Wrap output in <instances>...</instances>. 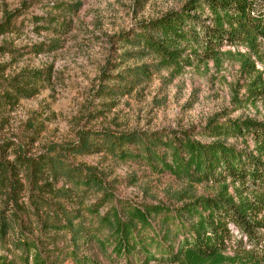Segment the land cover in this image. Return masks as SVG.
Returning <instances> with one entry per match:
<instances>
[{"label": "trees", "instance_id": "1", "mask_svg": "<svg viewBox=\"0 0 264 264\" xmlns=\"http://www.w3.org/2000/svg\"><path fill=\"white\" fill-rule=\"evenodd\" d=\"M261 7L264 0H188L138 24L116 38L119 50L131 49L120 54L119 64L121 58H151L153 64L102 74L96 97H125L155 72L181 73L215 59L224 47L264 41V19L256 15ZM80 8L65 0L45 6L48 14L34 18L35 30L57 38L37 54L60 49ZM20 13L4 16L0 36ZM51 78L48 70L6 75L0 67V136L8 110ZM248 94L264 100V89ZM39 134L32 131L16 144L0 137V264H264V122L215 116L204 128L181 132L83 129L73 142L45 144L32 153ZM228 139L249 140L253 150L228 145ZM96 155L151 176L221 190L173 205L135 203L117 196L123 182L78 161ZM231 249L243 258L228 257Z\"/></svg>", "mask_w": 264, "mask_h": 264}, {"label": "rangeland", "instance_id": "2", "mask_svg": "<svg viewBox=\"0 0 264 264\" xmlns=\"http://www.w3.org/2000/svg\"><path fill=\"white\" fill-rule=\"evenodd\" d=\"M56 1L0 0V23L6 14L21 11L13 18L12 30L0 36L2 71L6 75L34 70H48L52 74L51 82L43 85L37 95L8 110L6 120H2L1 138L16 144L32 131L40 132L34 153L45 144L73 142L83 129L181 132L204 128L215 116L228 121L264 122V100H256L261 94H248L264 89L261 39L224 47L215 59L181 73L155 72L149 82L128 96L97 98L96 86L102 74L117 76L121 69L153 64L151 58H121L119 64L120 54L131 49L119 50L116 38L140 23L181 8L188 0H65L81 4L73 18L72 31L60 37V49L56 52L37 54V48L43 49L40 46H48L57 37L36 32L34 18L47 15L45 6ZM256 13L264 19V7ZM226 143L253 150L249 140L228 139ZM78 161L97 166L123 182L117 188V196L135 203L173 205L181 197L210 198L221 190L212 185L190 186L170 176H151L136 166L101 155ZM130 177L135 181L129 183ZM229 194L237 199L233 189H229ZM243 251L262 254L249 247ZM226 255L234 260L243 258L237 249Z\"/></svg>", "mask_w": 264, "mask_h": 264}]
</instances>
